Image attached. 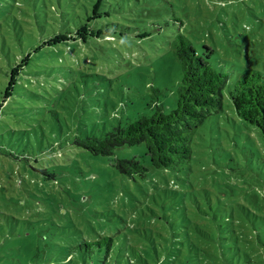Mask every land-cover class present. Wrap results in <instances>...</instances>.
<instances>
[{
	"label": "rangeland",
	"instance_id": "1",
	"mask_svg": "<svg viewBox=\"0 0 264 264\" xmlns=\"http://www.w3.org/2000/svg\"><path fill=\"white\" fill-rule=\"evenodd\" d=\"M95 2L0 0V90L31 45L59 38L32 54L17 100L0 111V264L62 263L79 243L107 237L119 264H170L163 253L200 221L196 204L264 208L263 138L227 100L195 130L192 159L176 172L150 167L143 145L99 156L71 143L80 123L108 131L152 114L153 102L175 108L178 33L232 76L264 74V0H102L87 21ZM132 157L149 167L145 178L116 168ZM103 251L91 245L88 262L107 264ZM215 254L213 264H237L233 252Z\"/></svg>",
	"mask_w": 264,
	"mask_h": 264
},
{
	"label": "trees",
	"instance_id": "2",
	"mask_svg": "<svg viewBox=\"0 0 264 264\" xmlns=\"http://www.w3.org/2000/svg\"><path fill=\"white\" fill-rule=\"evenodd\" d=\"M101 3L102 0H96L92 6V16H88L87 21L100 17ZM83 25L67 34L77 35L86 31ZM51 39L47 42H56L59 38ZM174 39L175 55L181 69L175 108L166 113L162 104L153 102L150 105L152 114L142 115L125 126L118 124L108 131L95 127L90 132L85 124L80 123L72 131V144L99 156H110L116 149L143 145L150 167L163 172H176L192 159L191 137L195 130L211 115L222 111L225 100L230 102L235 115L253 128L250 129L251 138H256L257 133L264 143V74L248 70L232 76L233 74L219 67L217 59L212 56L214 51L209 47L197 50L181 33L175 35ZM47 42L43 40L31 45V52L12 68L7 78L8 83L5 82L0 90V99H3L0 111L8 100H17L14 97L20 88H16L15 81L23 67L28 66L32 54L50 46ZM230 105L227 107L230 108ZM250 148L255 147L250 144ZM59 153L57 150V154ZM248 163L253 164V160ZM115 166L120 173L130 178H134L136 174L145 178L149 170V167L133 157L116 159ZM206 205L209 208H200L199 204L194 207V212L200 217L198 223L174 234L172 251H168L167 255L163 253L165 258L170 257V264H213L212 258L218 251L222 256L233 252L237 264H263L264 208L251 206V209L238 204L235 207L236 213L228 214L225 205L224 209L214 207L209 202ZM114 242L109 237L94 243L83 241L75 247L76 257L66 255L63 262L58 264H92L91 261L88 262L91 245L104 247L103 261L107 264H119L115 260ZM154 253L158 261L163 256L157 251ZM225 261L231 264L233 258L228 256Z\"/></svg>",
	"mask_w": 264,
	"mask_h": 264
}]
</instances>
